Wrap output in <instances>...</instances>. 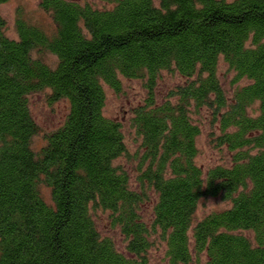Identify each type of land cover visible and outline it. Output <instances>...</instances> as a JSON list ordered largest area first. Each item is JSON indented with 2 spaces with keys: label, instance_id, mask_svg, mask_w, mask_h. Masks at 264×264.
I'll use <instances>...</instances> for the list:
<instances>
[{
  "label": "trees",
  "instance_id": "trees-1",
  "mask_svg": "<svg viewBox=\"0 0 264 264\" xmlns=\"http://www.w3.org/2000/svg\"><path fill=\"white\" fill-rule=\"evenodd\" d=\"M39 7L52 27L18 16L16 38L0 16V264H149L156 238L167 264H189L193 254L205 264H264V0ZM220 61L234 73L231 93ZM164 71L183 80L157 100ZM121 78L141 79L146 90L130 117L140 140L135 185L116 162L129 155L122 123L104 114L105 86L118 92ZM44 89L48 101H67L68 112L35 149L29 95ZM203 109L226 163L196 161L201 126L193 115ZM207 197L228 206L195 221ZM97 209L109 212L128 255L99 233Z\"/></svg>",
  "mask_w": 264,
  "mask_h": 264
},
{
  "label": "rangeland",
  "instance_id": "rangeland-1",
  "mask_svg": "<svg viewBox=\"0 0 264 264\" xmlns=\"http://www.w3.org/2000/svg\"><path fill=\"white\" fill-rule=\"evenodd\" d=\"M40 0H8L0 4V16L5 21V34L10 38H16V18L18 16L24 18L28 22L37 24L43 28L49 29L52 27V21L48 13L39 7ZM87 2L93 6L103 7L111 4L112 0H80ZM156 1V0H155ZM35 54V52H33ZM43 59L52 66L56 63V58L50 53H44ZM218 74L222 86L231 93L236 84L232 85V77L234 73L220 61L218 66ZM181 79L176 73L164 71L161 78L158 80L155 87V95L157 100H161L167 94V91L173 88L176 84H180ZM246 81H240V84ZM48 89L35 92L29 95V106L31 114L39 126V133L33 137L32 146L38 149L43 143L44 133L53 131L60 126L68 112V103L65 100L55 102L48 101ZM105 106L104 114L112 119H117L122 123V129L125 136L126 145L128 148V157L123 156L116 162L122 165L129 171L131 183L134 182V168L136 159L134 152L140 142L135 136L134 130L130 126V117L132 108L140 104L146 96L144 82L141 79L121 78V88L118 92L105 86ZM207 110L203 109L199 115H193V118L201 126V134L197 138L198 155L196 161L203 167H208L215 164L226 163L230 159L229 153L224 148L215 147L210 141V133L214 126L209 122ZM45 198L49 199V191L43 187ZM228 203L219 198L207 197L199 201L195 212V221L203 218L206 214L226 208ZM141 213L144 219L150 217V206H146ZM97 230L102 236H108L112 239L118 251L128 255L125 249V240L121 235L118 227H112L109 219V212L97 209L92 212ZM156 242L150 247L147 252L149 264H167L165 256V244L156 238ZM189 264H205V256H195Z\"/></svg>",
  "mask_w": 264,
  "mask_h": 264
}]
</instances>
